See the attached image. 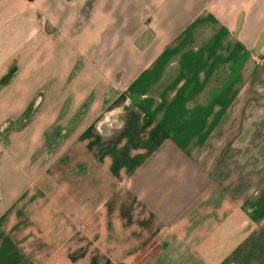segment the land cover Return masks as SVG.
I'll return each instance as SVG.
<instances>
[{
    "label": "crops",
    "instance_id": "crops-1",
    "mask_svg": "<svg viewBox=\"0 0 264 264\" xmlns=\"http://www.w3.org/2000/svg\"><path fill=\"white\" fill-rule=\"evenodd\" d=\"M0 264H264V0H0Z\"/></svg>",
    "mask_w": 264,
    "mask_h": 264
}]
</instances>
